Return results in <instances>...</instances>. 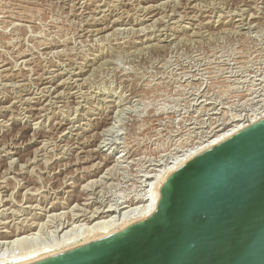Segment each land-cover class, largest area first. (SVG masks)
Listing matches in <instances>:
<instances>
[{
	"label": "rangeland",
	"instance_id": "374dc122",
	"mask_svg": "<svg viewBox=\"0 0 264 264\" xmlns=\"http://www.w3.org/2000/svg\"><path fill=\"white\" fill-rule=\"evenodd\" d=\"M263 102L264 0H0V233L36 224L0 260Z\"/></svg>",
	"mask_w": 264,
	"mask_h": 264
},
{
	"label": "water",
	"instance_id": "95a60500",
	"mask_svg": "<svg viewBox=\"0 0 264 264\" xmlns=\"http://www.w3.org/2000/svg\"><path fill=\"white\" fill-rule=\"evenodd\" d=\"M26 264H264V114L175 168L148 216Z\"/></svg>",
	"mask_w": 264,
	"mask_h": 264
},
{
	"label": "bare ground",
	"instance_id": "6f19581e",
	"mask_svg": "<svg viewBox=\"0 0 264 264\" xmlns=\"http://www.w3.org/2000/svg\"><path fill=\"white\" fill-rule=\"evenodd\" d=\"M138 32H139V30H138ZM263 114H264V102L262 103L261 106H259L255 110V112H252L251 114H249L245 118L239 119V120L235 121L234 123L222 128V129H219L216 132H213L214 133L213 135L203 139L201 142H199L195 146H192L189 149L185 150L184 152L176 155L163 168L158 170V173H156L153 176V180L148 181V183H147L148 187L145 190H143L144 192L141 194L138 201H133L129 204L120 205V207H117V209L115 207V209H114L115 211L113 214H111L110 212L107 213V211H110V209L111 208L113 209V207H111L110 209L99 210V211L93 208L94 210L93 209L91 211L88 210L87 212L84 209L85 212L75 213V214L73 213L72 216L70 214V217L66 221L62 222L60 220L61 223L58 222V225L56 228V230L59 229L58 231H60L63 228H67V226H69V225L71 226L72 224H74V225H72L73 227H71V228L68 227V229L69 228L70 229L69 230L66 229L64 232V234H65V233L73 230V231H71V234H69L70 236L68 235V237H67V234H68L67 233L66 238H62V241L60 240L58 243H56L52 246H49V247H44V248L37 249V250L32 249V250L27 251V252L19 253V255H12L11 257L0 260V264H26L28 262L37 260L39 258L48 256L50 254L62 251L64 249L73 247V246L78 245V244L83 243V242H86L88 240L106 235L108 233H111L115 230H118V229L124 227L125 225H127L131 222H134L136 220H139L141 218L148 216L149 214H151L154 211L156 202H157L158 197L160 195V192H161L164 184L166 183L169 175L172 173V171L175 168H177L182 163L189 160L190 158H192L193 156H195L196 154H198L199 152H201L202 150H204L205 148H207L209 145L213 144L214 142L228 136L229 134H231L235 130L257 120ZM100 160H101V158H100ZM100 162H99V164H101ZM149 178H152V177H149ZM100 214H102V215H100ZM79 222H81V223H79ZM76 223H78V224H76ZM22 225H21L22 226L21 228H19L20 227V225H19L18 228L12 229L10 231H8V230H6L5 232L3 231L4 233H2V234L0 233V245L5 246L9 243L14 244L17 242L20 244L19 241H21V238H23V237H24L23 239H25V236H23V237H19V236H21L22 234L24 235V233L26 234L28 231H30L36 227V224H34V222L29 223V224H27V223L24 224V222H23ZM40 225H42V223ZM75 225H77V226L75 227ZM7 227H8V225H7ZM74 227L77 228L76 231L74 230ZM79 230H81V232ZM32 241H33V239H32ZM24 250H25V248H24Z\"/></svg>",
	"mask_w": 264,
	"mask_h": 264
}]
</instances>
